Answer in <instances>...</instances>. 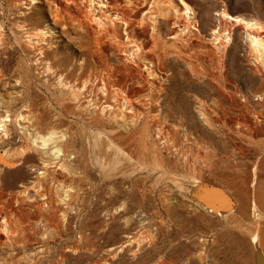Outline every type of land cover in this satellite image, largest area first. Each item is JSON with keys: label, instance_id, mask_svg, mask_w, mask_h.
Masks as SVG:
<instances>
[{"label": "rangeland", "instance_id": "rangeland-1", "mask_svg": "<svg viewBox=\"0 0 264 264\" xmlns=\"http://www.w3.org/2000/svg\"><path fill=\"white\" fill-rule=\"evenodd\" d=\"M24 1L0 0V119H12L9 137L0 131V151L20 158L29 124L18 114L34 108L42 115L31 129L68 132L75 156L68 169H54L58 178L32 188L35 227H0V264H257L255 234L264 251V45L255 49L245 25L220 14L259 20L264 31V0H184L191 19L180 0H112L119 16L107 34L76 20L63 29L43 0ZM39 27L54 32L45 44L34 39ZM136 41L144 47L133 60L125 50ZM125 91L136 99L127 103ZM129 104L136 112L125 122ZM24 159L0 170L2 191L35 178L38 155ZM206 186L224 190L231 210L208 207L199 196ZM52 203L62 209L56 215Z\"/></svg>", "mask_w": 264, "mask_h": 264}, {"label": "bare ground", "instance_id": "bare-ground-1", "mask_svg": "<svg viewBox=\"0 0 264 264\" xmlns=\"http://www.w3.org/2000/svg\"><path fill=\"white\" fill-rule=\"evenodd\" d=\"M29 2L26 3V1H24L22 4L25 5V4H35L37 3L39 0H28ZM43 2L45 4H47L48 6V11L54 21V24H62L61 26L63 27V29L67 28V25H68V22L70 20H76L74 22H77V26L78 27H83L84 25H87V26H92V25H96L98 26V28H100L101 31H107V29L111 26L109 25L110 23H114V18H117L119 15L117 14V12H115L112 8L113 4H112V0H43ZM181 2V6L183 7V10H182V15L186 16L187 18H190V14L192 13L191 11L192 8L191 6L184 0H180ZM21 3V2H20ZM17 4V3H16ZM19 5V4H18ZM20 6V5H19ZM22 6V5H21ZM33 6V5H32ZM31 6V7H32ZM86 7L88 12L85 14H83L82 12L83 11H80L78 10V8L76 7ZM30 7V8H31ZM81 8V7H80ZM117 9V8H116ZM72 10L75 11V13H77V16H73L72 14ZM86 10V11H87ZM119 10V9H118ZM24 12V11H23ZM120 12V11H119ZM222 14H220L222 16V19H224L225 21L226 20H230L232 22H235V23H241L242 25L244 24L245 25V29L246 31H249V38H250V43L251 45L255 48V49H258L259 47H262L264 45V31H260L258 29L261 28V23H257V22H254V21H246L242 18H239L237 16H232V15H229L227 13L224 12H221ZM79 15V17H78ZM22 16L26 17L27 15L25 13H22ZM80 16H83L80 17ZM123 18V17H122ZM121 18V19H122ZM157 18V17H155ZM125 19V18H124ZM191 19V18H190ZM126 20V19H125ZM135 20V19H133ZM133 20L131 21V23L133 22ZM144 20V19H143ZM189 20V19H188ZM193 20V19H192ZM223 20V21H224ZM255 20V19H254ZM122 21V20H121ZM128 21V20H126ZM159 21V20H158ZM187 21V20H186ZM256 21V20H255ZM73 22V21H72ZM73 22V23H74ZM145 22V20H144ZM155 22V21H154ZM231 22V23H232ZM116 23V22H115ZM142 23V22H141ZM189 23V22H188ZM72 24V23H71ZM130 23H128L127 25L129 26ZM159 24V23H157ZM191 24H192V21H191ZM72 25H75V24H72ZM109 25V26H108ZM132 25V24H131ZM156 25V24H155ZM243 25V26H244ZM263 25V24H262ZM60 26V25H59ZM116 26V25H115ZM133 26V25H132ZM131 26V27H132ZM146 26V25H145ZM159 26V25H158ZM157 26V27H158ZM76 27V26H74ZM142 27V26H141ZM155 27V26H154ZM113 28V26H112ZM128 28V27H127ZM264 28V27H263ZM83 29V28H82ZM190 29V28H188ZM221 29V28H220ZM262 29V28H261ZM110 31V28L108 29ZM214 30V29H213ZM229 30V29H228ZM98 31V30H97ZM105 31V34H107V32ZM108 31V32H109ZM134 31V30H133ZM156 31V30H155ZM33 32V35H34V39H36V37H38L39 41H42V44H45L44 40L50 38L54 32H52L51 34H49V32L46 30L45 27H39V28H36L35 30H32ZM157 32V31H156ZM155 32V34H156ZM226 32V31H225ZM230 32V31H229ZM117 33V32H116ZM29 34V33H28ZM102 34V33H101ZM111 34V33H109ZM212 34H213V37L215 41H217L216 45H219V43L221 42L222 40V37L219 33V31H212ZM230 34V33H229ZM233 34V33H232ZM4 35V34H3ZM30 35V34H29ZM104 35V34H103ZM118 35V33L116 34V36ZM129 35V34H128ZM188 35V34H187ZM186 35V36H187ZM1 36V35H0ZM101 36V35H100ZM115 37V35H112ZM178 34L177 33H173L172 34V39L177 43V40H178ZM182 36V35H181ZM185 36V37H186ZM191 36V35H190ZM189 36V38H191ZM230 36V35H228ZM224 37V36H223ZM4 38V37H2ZM33 38V37H32ZM104 38V37H103ZM180 38V36H179ZM183 38V37H182ZM229 38V37H228ZM29 39V38H28ZM99 39V38H98ZM109 39V38H108ZM171 39V38H169ZM224 39V38H223ZM226 39V38H225ZM233 39V38H232ZM4 40V39H3ZM32 40V39H31ZM113 40V38H112ZM115 40V39H114ZM128 40V39H126ZM131 40V39H130ZM137 40V39H136ZM180 40V39H179ZM178 40V41H179ZM188 40V39H187ZM2 41V40H1ZM33 41V40H32ZM35 41V40H34ZM121 41V40H120ZM139 41V40H137ZM137 41L135 43V45H130L128 50H125L126 54L129 56H131V58H134L139 54V53H142L140 52L141 50V47L139 46H136L137 44ZM168 41V40H167ZM199 41V40H198ZM99 42V41H98ZM124 42V41H123ZM131 42V41H130ZM133 42V41H132ZM141 42V41H140ZM143 42V41H142ZM141 42V43H142ZM226 42V41H225ZM228 42L230 43L229 39H228ZM31 43V42H30ZM37 43V42H36ZM114 43H117V42H114ZM175 43V44H176ZM189 43V42H188ZM41 44V45H42ZM47 44V43H46ZM120 44V43H117V45ZM124 44V43H123ZM128 44V43H127ZM143 44V43H142ZM187 44V43H186ZM31 45V44H30ZM101 45V44H100ZM122 45V44H121ZM183 45V43H182ZM225 45V44H224ZM125 47V45H123ZM222 46V45H221ZM144 47V46H143ZM142 47V48H143ZM37 48V47H36ZM43 48V47H42ZM222 48V47H221ZM220 48V49H221ZM253 48V49H254ZM124 49V48H123ZM171 49V48H170ZM219 50V48H218ZM224 50V49H223ZM227 50V49H226ZM252 50V48L250 49V51ZM262 50V49H260ZM143 51V50H141ZM253 51V50H252ZM251 51V52H252ZM43 52V51H42ZM128 52V53H127ZM219 52V51H218ZM222 52V50L220 51ZM250 52V53H251ZM257 52V51H256ZM254 53V52H253ZM259 53V52H258ZM262 53V51H261ZM169 54V53H168ZM216 54V53H215ZM257 54V53H255ZM263 54V53H262ZM125 55V54H124ZM141 55V54H140ZM139 55V57H140ZM195 55V54H194ZM253 55V54H252ZM217 56V55H215ZM223 55H221L222 57ZM226 56V55H225ZM45 57V56H44ZM191 57V56H190ZM262 59H263V56H261ZM140 59V58H139ZM215 59V58H214ZM127 60V59H126ZM129 60V58H128ZM137 59H135V62H136ZM143 60V59H142ZM145 60V59H144ZM220 60V59H219ZM260 60V59H259ZM130 61V60H129ZM128 61V63H129ZM224 61V60H223ZM132 62V61H131ZM134 62V61H133ZM147 62V61H146ZM215 62V61H214ZM145 63V62H144ZM264 63V61H263ZM138 64V63H137ZM140 64V63H139ZM146 64V63H145ZM154 64V63H153ZM152 64V65H153ZM204 64V63H203ZM221 64V63H220ZM214 65V64H213ZM3 66V65H2ZM83 62H81L80 64V67L83 68ZM137 66V65H136ZM154 66L156 67V65L154 64ZM201 66V65H200ZM154 67V68H155ZM192 67V66H191ZM202 67V66H201ZM140 68V67H139ZM204 70V68H202ZM115 70V69H114ZM156 70V69H154ZM153 71V67L152 66H147L146 64V67L144 69V72L145 73H148V76L152 73ZM214 71V70H213ZM157 72V71H156ZM195 72H198V70H195ZM204 72V71H203ZM58 73V72H57ZM209 73V72H208ZM91 74V73H90ZM114 74V73H113ZM112 74V75H113ZM144 74V73H143ZM153 75V73H152ZM155 75V74H154ZM157 75V74H156ZM201 77L202 75L199 74ZM146 76V75H145ZM204 76V75H203ZM105 77V76H104ZM152 77V76H151ZM163 77V76H162ZM209 77V76H208ZM100 78V77H99ZM148 78V77H147ZM155 78V76H154ZM156 78H159V77H156ZM91 79V78H90ZM60 80V78H59ZM92 80V79H91ZM146 80V79H145ZM211 80V79H210ZM61 81V80H60ZM79 81V80H78ZM104 81V80H103ZM110 81V79H109ZM113 81V80H112ZM105 82V81H104ZM87 83V82H86ZM59 84L61 86H68L69 88H73L74 91L73 93L77 95H80L79 92H77V90H75V86H72L71 83L69 84L68 81H65V79L63 78V80L61 82H59ZM156 84V83H154ZM79 85V83L77 84ZM157 85V84H156ZM87 86V85H86ZM105 87H107V82H105ZM89 87V86H88ZM157 87V86H156ZM68 88V89H69ZM80 88V87H79ZM78 88V89H79ZM102 88V87H101ZM103 89V88H102ZM72 91V89H70ZM66 91V90H65ZM69 91V90H68ZM80 91V90H79ZM85 91H87L85 89ZM102 91H105V90H102ZM107 91V90H106ZM105 91V92H106ZM121 91H123L121 89ZM83 92V91H82ZM118 92V91H117ZM116 92V94H117ZM124 93V92H122ZM104 94V93H103ZM126 94V101L127 103L128 102H131V100H135L136 99V96H133V95H129L127 93V91H125ZM153 94V93H152ZM74 96V95H73ZM124 96V95H123ZM151 96V95H150ZM153 96V95H152ZM81 97V95H80ZM149 97V96H148ZM78 98V97H77ZM120 98V97H119ZM151 98V97H150ZM80 99V98H79ZM78 99V100H79ZM217 99V98H216ZM93 100V99H92ZM119 100V99H118ZM122 101V100H121ZM120 101V102H121ZM152 101V100H151ZM117 102V101H116ZM133 103V102H132ZM119 104V103H117ZM205 104V103H204ZM207 104V103H206ZM130 105V104H129ZM128 105V107H129ZM97 106V105H96ZM107 106V105H106ZM124 106V105H123ZM115 107V106H114ZM203 108V107H202ZM108 109V108H107ZM106 109V110H107ZM206 109V108H204ZM27 110V109H26ZM41 110V109H40ZM104 110V109H103ZM118 110V109H117ZM121 110V109H120ZM125 110H126V106H125ZM124 110V111H125ZM207 110V109H206ZM108 111V110H107ZM103 112H106V111H103ZM110 112H112L110 110ZM114 112V110H113ZM136 111L134 110V108L130 105V110H129V113H130V116H125L122 117L121 120L125 121L128 119V118H133V115ZM204 112V111H203ZM107 113V112H106ZM123 113V112H122ZM10 114V113H9ZM5 115V117L1 118L0 119V126H1V129L0 131H2V135H3V132L5 135H7V137H9V132L7 133L6 130H8V122L11 121V115ZM118 114V112H117ZM139 114V113H138ZM42 115V113L39 111V110H35L34 108L28 110V111H21L18 116H19V119L24 121V123H28L29 125H25V127L23 128L25 131V135H24V138L26 139V143L24 146H22L18 151H19V155H20V158H14L12 155H11V152L9 150H4L3 152L0 151V170H5V169H8V170H15L17 167L19 166H22L23 164L26 163L25 161V157L31 153L33 154H37L38 157H39V162L36 163V164H33V170L36 172V176L34 179L30 180V182H23L19 185V188L17 191H2V179H1V174H0V204H2V207H0V227H35V224H38V216L37 215H34L32 212H31V207L33 206L31 200H32V195H31V191H32V188L36 185V184H39V185H42L44 186L45 182H47V180L49 178H58L56 176V174L58 173H55L54 169L56 170H63L64 169H68V165L69 163L71 162V160H69V158L73 155L70 150L67 148L68 147V143H69V137L70 135H68V132H64V131H55V130H52L50 132H47V133H41L39 131H36L34 129H31L33 127V125L35 124L36 122V118L40 117ZM120 115V114H119ZM145 115V114H144ZM167 115V114H166ZM203 117L205 116L204 113H202ZM111 116V115H110ZM209 116V115H208ZM1 117V116H0ZM115 117V115L113 116ZM143 117V116H142ZM117 118H120L117 116ZM135 118V117H134ZM144 118V117H143ZM208 118V117H207ZM113 119V118H112ZM209 119V118H208ZM211 119V118H210ZM16 120V118H15ZM119 120V121H121ZM138 120V119H137ZM132 121V120H131ZM136 121V120H135ZM12 122V121H11ZM122 122V121H121ZM124 122V123H125ZM130 122V121H129ZM210 122V121H209ZM20 123V121L18 122ZM119 123V122H118ZM128 123V122H127ZM142 123V122H141ZM140 123V124H141ZM11 123H9L10 125ZM21 124V123H20ZM130 124V123H129ZM208 124V123H207ZM19 125V124H18ZM24 125V124H23ZM136 125V124H135ZM134 125V126H135ZM11 126V125H10ZM9 126V127H10ZM142 126H143V123H142ZM127 127V126H126ZM150 127V126H149ZM39 128V127H38ZM183 128V127H182ZM10 129V128H9ZM151 129V127H150ZM11 130V129H10ZM42 130V129H41ZM57 130V129H56ZM67 130V129H66ZM131 130V128H130ZM134 130V129H133ZM136 130V129H135ZM141 130V129H140ZM160 130V129H159ZM43 131V130H42ZM69 131V130H68ZM129 131V130H128ZM13 132V131H12ZM131 132V131H130ZM164 132V131H163ZM13 134V133H12ZM11 134V135H12ZM70 134V133H69ZM73 135V134H72ZM162 135V134H161ZM76 136V135H75ZM1 138V137H0ZM3 138V137H2ZM75 138V137H74ZM7 139V138H6ZM10 139V138H9ZM77 140V139H76ZM75 142V140H74ZM7 143V142H6ZM77 145V144H76ZM174 145V144H173ZM77 150V149H76ZM17 153V152H16ZM75 156V155H73ZM79 156V155H78ZM24 157V158H23ZM76 158V157H75ZM78 158V157H77ZM73 159V158H72ZM79 159V158H78ZM36 161V160H35ZM74 161V160H73ZM30 162V161H29ZM76 165V164H75ZM30 167V165H29ZM70 167V166H69ZM73 167V166H71ZM70 169V168H69ZM53 170V171H52ZM66 171V170H65ZM27 172V171H26ZM52 172H54L55 174H53ZM68 172V171H66ZM5 173V171H4ZM73 173V172H72ZM74 174V173H73ZM58 175V174H57ZM78 176V175H77ZM68 177V176H67ZM72 177V176H71ZM60 178H64V176H60L59 177V181L60 183H65L63 181L60 180ZM29 180V179H28ZM76 180V179H75ZM75 182V181H74ZM50 184V183H49ZM75 184V183H74ZM54 185V183H53ZM77 185V184H76ZM64 186V185H63ZM68 186V185H67ZM75 186V185H74ZM205 186V185H204ZM58 187V186H57ZM65 187V186H64ZM71 187V186H70ZM73 187V186H72ZM71 187V189H72ZM44 187H42L43 189ZM46 188V187H45ZM34 189V188H33ZM65 189V188H64ZM75 189V188H74ZM73 189V190H74ZM201 193H199V196L201 197V199H203L206 203V205L208 207H210L212 210H217V206L219 205V207H224V211H230L231 210V203H230V199H228V197L224 194V190H220L218 188H215V187H209V186H206V187H203L201 188ZM48 189H46L45 191H47ZM59 190V189H58ZM63 190V189H62ZM41 191V190H40ZM64 191V196L66 198L70 197L71 196V193H72V190H69V189H65L63 190ZM76 191V189H75ZM38 192V191H37ZM56 192V191H55ZM39 193H42V192H39ZM44 193V192H43ZM58 193V191H57ZM227 193V192H226ZM38 194V193H37ZM37 194H36V197H37ZM45 194V193H44ZM74 194V193H73ZM40 195V194H38ZM48 195V194H47ZM59 194H57L58 196ZM60 196V195H59ZM41 197V195H40ZM48 197L45 195V198ZM199 197V198H200ZM53 198V197H51ZM60 198V197H59ZM38 199V198H37ZM61 199V198H60ZM15 200V201H14ZM63 199H61L60 201L62 202ZM65 200V199H64ZM35 201V200H34ZM37 201V200H36ZM51 201V200H50ZM69 201V200H68ZM202 201V200H201ZM52 202H54V199L52 200ZM60 202V203H61ZM58 203V204H60ZM69 203V202H68ZM39 204V203H38ZM45 204V203H44ZM65 204H67L65 202ZM47 205V204H46ZM49 205V204H48ZM44 206V205H43ZM43 206H37L39 209H41ZM64 206V205H62ZM49 207V206H48ZM47 207V208H48ZM52 209L54 208V213L56 215V213L58 211H61L62 209L58 208L59 206L55 207L54 204L52 203ZM67 207V206H66ZM71 207V206H70ZM46 208V207H45ZM68 208V207H67ZM66 210V209H65ZM40 211V210H39ZM222 211V210H221ZM67 212V211H66ZM64 213V211H63ZM62 213V214H63ZM218 213V212H217ZM220 214V213H219ZM42 216H44L42 213H41ZM65 215V214H64ZM222 215V214H221ZM66 217V216H64ZM48 218V217H47ZM46 218H43L42 220H44ZM47 220V219H46ZM42 224H44L42 222ZM49 224L53 227V224L52 222L50 221ZM43 226V225H42ZM46 226V224H45ZM40 227V225H39ZM54 227H57L58 229V224H55ZM4 228V229H5ZM8 228V230L10 229ZM38 228V227H37ZM3 229V230H4ZM18 229V231H19ZM49 229V228H48ZM6 230V229H5ZM1 231V230H0ZM10 231V230H9ZM17 230H14L15 233L13 234H18ZM7 232V230H6ZM34 232H35V229H34ZM52 232V231H51ZM54 232V231H53ZM57 232V231H56ZM2 233V232H1ZM4 233V231H3ZM2 233V234H3ZM9 233V232H8ZM50 233V232H49ZM20 234V232H19ZM51 234V233H50ZM8 235V234H7ZM12 235V234H11ZM10 235V236H11ZM18 236V235H17ZM41 236V235H40ZM52 236V234H51ZM260 234H255L253 237H252V244L254 246V249H255V257H256V262L257 264H264V251L261 247V243H260ZM22 237V235H21ZM54 237V236H53ZM8 239H9V236H8ZM16 239H14V242ZM45 240V238H44ZM8 241V240H7ZM29 241V240H28ZM24 242V241H23ZM6 243V242H5ZM14 244V243H13ZM18 249V248H17ZM69 249H71L69 247ZM77 251V250H76ZM62 260V259H61Z\"/></svg>", "mask_w": 264, "mask_h": 264}, {"label": "water", "instance_id": "water-1", "mask_svg": "<svg viewBox=\"0 0 264 264\" xmlns=\"http://www.w3.org/2000/svg\"><path fill=\"white\" fill-rule=\"evenodd\" d=\"M217 210H223L224 211V207H219V205H218Z\"/></svg>", "mask_w": 264, "mask_h": 264}]
</instances>
